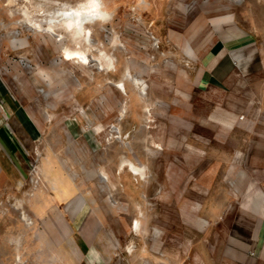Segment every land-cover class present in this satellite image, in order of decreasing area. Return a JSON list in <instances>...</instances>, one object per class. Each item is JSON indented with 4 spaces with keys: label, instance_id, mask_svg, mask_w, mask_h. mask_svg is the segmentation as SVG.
Masks as SVG:
<instances>
[{
    "label": "rangeland",
    "instance_id": "rangeland-1",
    "mask_svg": "<svg viewBox=\"0 0 264 264\" xmlns=\"http://www.w3.org/2000/svg\"><path fill=\"white\" fill-rule=\"evenodd\" d=\"M86 1L0 0V74L17 75L21 84L31 77L58 93L39 94L31 103L47 125V138L63 139L65 151L67 138L81 141L66 169L82 174L78 180L95 206L89 242L70 236V216L63 241L39 225L24 202L45 182L39 170L46 147L33 146L25 164L30 191L0 199V220H14L16 229L0 240V264H205L211 236L228 234L232 223L264 224V130L256 124L259 113L264 116V67L243 75L241 99L227 97L222 105L215 92H199L191 74L214 43L215 28L230 21L253 35L264 58V0H102L113 17L86 24L91 42L60 24L53 26L55 34L45 30L55 11ZM29 17L41 19L45 29L28 24ZM141 78L145 94L136 83ZM43 88L38 90L47 94ZM234 104L245 112L233 113ZM124 158L145 175L121 169ZM218 170H249L252 176L235 178L234 187L215 177ZM87 172L91 177H83ZM199 219L207 226L201 228ZM79 243L87 256L79 255ZM110 250L115 254L104 257ZM255 257L264 264V243Z\"/></svg>",
    "mask_w": 264,
    "mask_h": 264
},
{
    "label": "crops",
    "instance_id": "crops-1",
    "mask_svg": "<svg viewBox=\"0 0 264 264\" xmlns=\"http://www.w3.org/2000/svg\"><path fill=\"white\" fill-rule=\"evenodd\" d=\"M214 34L216 36L214 43L204 49L200 63L191 76H193L199 92L206 94L215 92L216 103L222 105L225 101L224 98H242V87L245 83L242 80L243 75L244 77L248 76L252 71L258 70L259 67H264V58L259 57L257 51L259 49H257L253 35L236 21L227 22L224 26H217ZM17 41L14 40V42ZM24 46L25 42L13 45V47L19 48ZM40 61L42 70L45 59H40ZM57 64L55 63V65ZM189 77L188 73V79ZM18 82L17 75L16 77L14 75L7 77L0 74V199L3 200L4 195H14L22 190L25 193L30 191L31 180L29 175L31 174L27 173L25 168L29 158V149L35 145L46 147L43 151L44 155L41 157V169L39 170L40 178H44L45 182L42 181V185L40 184L42 190L33 199H29V202L24 199L25 209L29 211L32 218L38 221L39 225L48 226L50 232L55 234L56 241H63L64 235H70V229L67 225L72 222V234L70 236L81 237V243L89 242L86 234L94 235L95 233L90 229V226L94 224L92 219L94 218L95 206L86 193L87 189L81 187L78 180L82 174L66 169L67 162L71 160V154L77 153V147L81 141L75 137L67 138L66 146L68 149L65 151L63 139L47 138V125L39 116L40 110H36L31 102L37 96L40 98L39 94L47 98L50 95H58V93L49 91L43 81L38 83L39 86L34 84L31 77L24 76L23 84ZM40 87H44L48 93H41L38 90ZM49 110L47 106L45 112L49 114ZM262 110L264 108L260 109V111ZM244 112L243 107L239 108L234 104L233 113L238 115ZM257 117V126L264 130V116L259 113ZM71 122H67L68 126L72 124ZM74 134L76 135V133ZM87 140L89 141L88 138ZM48 146L55 148L49 149ZM219 158L226 162L230 156L222 154ZM125 167L127 166L120 165L121 169ZM198 172L200 179L206 177L203 171ZM214 174L217 178H227L225 182L234 187L237 185L235 178L239 177L244 180L252 176L249 170H218ZM90 175L91 173L87 172L83 177L89 178ZM221 184L224 188V183ZM47 187V192H44V188ZM252 187L253 184H250L246 192H250ZM241 191L240 187L235 188V192L240 193ZM189 192L191 193V191ZM82 199L84 202L81 201ZM64 203H70V206L66 208ZM103 208L107 209V206L104 205ZM65 210L67 211L65 212ZM66 215L70 216V222L67 221ZM199 220L202 223L201 228L207 226L208 221L206 219ZM14 226V220L10 218L1 219L0 240L13 235L16 231ZM231 226L232 230L228 234L211 236L213 238L211 240L212 245L206 246L203 252L206 255H211L207 258L203 257L205 264L257 263L256 253L258 255L262 251L264 243V224H261L258 229L254 223L242 222L241 225L237 222L232 223ZM23 232L25 238L30 235V231L26 229ZM75 240H77L76 237ZM107 241L111 245V237ZM83 245L80 244L79 246L81 253L79 255L85 257L87 250L84 249ZM113 254L115 252L110 250L103 253V256L111 257Z\"/></svg>",
    "mask_w": 264,
    "mask_h": 264
},
{
    "label": "bare ground",
    "instance_id": "bare-ground-1",
    "mask_svg": "<svg viewBox=\"0 0 264 264\" xmlns=\"http://www.w3.org/2000/svg\"><path fill=\"white\" fill-rule=\"evenodd\" d=\"M91 1L92 2H96L95 6L93 8L88 9V10H85V9L81 8V7H83V5L91 4L92 3ZM102 4H103L102 0H88L85 3H82V5H80V6H75V5L74 6H70V7L65 6L64 9H59V10H57V11H55L53 13V15H52V17H51V19L49 21L50 25L47 26V29H45V27H43V22H42L41 19H36L34 17H29L25 21L28 24H30L31 26H34L36 28H42V30L44 28L46 31L53 32L54 34H55V31L53 29V26L60 24L62 26H65L64 27L65 29L70 30L71 32H73L74 35L77 36V38H81V40H83L85 42H91L92 41L91 40L92 29L89 28L88 26H86V24L88 22L90 23V22H93L94 20H98V19L99 20H104V21L106 20V21L110 22V20L113 17L112 13L109 12L107 9L103 8ZM152 36L154 37L155 40H157L156 37L153 34H152ZM154 43H156V42H154ZM109 61H112V59L109 58ZM55 63H59V61L57 60V61H55ZM25 64L27 66L29 65L28 63H25ZM171 65H172V63H171ZM172 67H174V66H172ZM136 83L138 84L141 93L145 94V92H146L145 81L141 78V79H137ZM100 128L101 127H98V129H100ZM106 133H108V132H106ZM106 137H109V135L107 134ZM121 166L130 167L132 172H134L137 175H145V173H144L143 169L141 168V166L137 165L130 158H124L122 160V162H121ZM103 177L105 178L104 175H103ZM19 242L20 241L17 240L18 245H19Z\"/></svg>",
    "mask_w": 264,
    "mask_h": 264
},
{
    "label": "built area",
    "instance_id": "built-area-1",
    "mask_svg": "<svg viewBox=\"0 0 264 264\" xmlns=\"http://www.w3.org/2000/svg\"><path fill=\"white\" fill-rule=\"evenodd\" d=\"M36 167H37V166H34V165L31 166V170H33V171L35 170V171H36ZM36 172H38V171H36ZM252 253H253V252H252Z\"/></svg>",
    "mask_w": 264,
    "mask_h": 264
}]
</instances>
